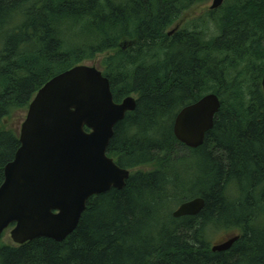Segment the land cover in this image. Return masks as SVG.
Listing matches in <instances>:
<instances>
[{
    "label": "trees",
    "instance_id": "obj_1",
    "mask_svg": "<svg viewBox=\"0 0 264 264\" xmlns=\"http://www.w3.org/2000/svg\"><path fill=\"white\" fill-rule=\"evenodd\" d=\"M209 2L0 0V185L20 146L1 124L55 75L106 54L98 68L115 100L137 95L108 147L132 170L126 186L93 196L62 242L5 244L1 234L0 264H264V0H226L169 34ZM208 93L221 109L189 148L175 117ZM196 196L199 214L173 216ZM222 231L240 238L214 252Z\"/></svg>",
    "mask_w": 264,
    "mask_h": 264
},
{
    "label": "water",
    "instance_id": "obj_2",
    "mask_svg": "<svg viewBox=\"0 0 264 264\" xmlns=\"http://www.w3.org/2000/svg\"><path fill=\"white\" fill-rule=\"evenodd\" d=\"M225 1L211 0L209 9ZM221 106L216 93L184 106L174 120L176 138L189 148L203 145ZM136 107L133 95L115 100L109 78L97 66L79 64L47 81L29 104L20 146L4 168L0 235L11 227L17 245L41 237L62 242L93 196L123 189L132 170L120 166L108 147L116 125ZM204 207L205 199L196 196L180 203L173 216H195ZM239 238L230 236L212 251H227Z\"/></svg>",
    "mask_w": 264,
    "mask_h": 264
},
{
    "label": "rangeland",
    "instance_id": "obj_3",
    "mask_svg": "<svg viewBox=\"0 0 264 264\" xmlns=\"http://www.w3.org/2000/svg\"><path fill=\"white\" fill-rule=\"evenodd\" d=\"M210 3H211V0L209 3H207L205 5L196 6L193 9H191L190 11H188L187 13H185L184 17L180 20L179 23H177L176 26H178V24H179V27L186 25L188 22L192 21L193 18L203 15L204 12H207L209 10ZM176 26H173L169 31H172L174 28H176ZM130 43L131 42H129V41H125L122 45L126 46V45H129ZM105 56H106V54L99 55L95 61H88V62H85L84 64L93 65V66L98 67V65L100 64V61ZM133 96L137 98L136 94H133ZM27 111H28V109L23 110V111H18L11 118L5 119L3 121V123L1 124V127L13 128L20 134L22 123L24 122V120L27 116ZM152 168H153L152 166H143V167H140L138 169L149 170ZM11 229L12 228L10 227V228L6 229L5 232L3 233V239L2 240L5 244H15L12 237H11ZM232 235H233L232 232H227V231L218 232L214 235V237L212 239V245L223 242V241L227 240Z\"/></svg>",
    "mask_w": 264,
    "mask_h": 264
}]
</instances>
